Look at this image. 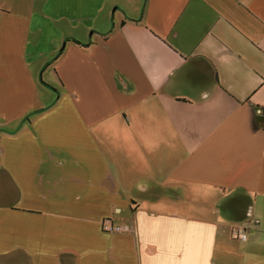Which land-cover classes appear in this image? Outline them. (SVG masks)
<instances>
[{
	"label": "crops",
	"instance_id": "obj_1",
	"mask_svg": "<svg viewBox=\"0 0 264 264\" xmlns=\"http://www.w3.org/2000/svg\"><path fill=\"white\" fill-rule=\"evenodd\" d=\"M0 264H264V0H0Z\"/></svg>",
	"mask_w": 264,
	"mask_h": 264
},
{
	"label": "built area",
	"instance_id": "obj_2",
	"mask_svg": "<svg viewBox=\"0 0 264 264\" xmlns=\"http://www.w3.org/2000/svg\"><path fill=\"white\" fill-rule=\"evenodd\" d=\"M257 222V221H256ZM112 229V228H110ZM118 230V229H117ZM231 234L234 238L238 239V240H246L247 238V233L246 230L244 229L243 226L237 225V226H233L231 229Z\"/></svg>",
	"mask_w": 264,
	"mask_h": 264
},
{
	"label": "trees",
	"instance_id": "obj_3",
	"mask_svg": "<svg viewBox=\"0 0 264 264\" xmlns=\"http://www.w3.org/2000/svg\"><path fill=\"white\" fill-rule=\"evenodd\" d=\"M60 52H61V51H60ZM60 52L54 57V59H56V58L59 56ZM41 83H42L44 86L48 87L43 81H41Z\"/></svg>",
	"mask_w": 264,
	"mask_h": 264
}]
</instances>
